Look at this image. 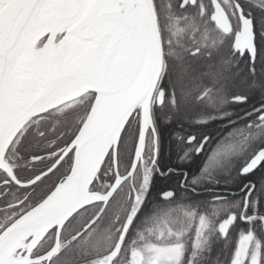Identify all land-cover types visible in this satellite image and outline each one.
I'll return each instance as SVG.
<instances>
[{"label": "snow or ice", "instance_id": "1", "mask_svg": "<svg viewBox=\"0 0 264 264\" xmlns=\"http://www.w3.org/2000/svg\"><path fill=\"white\" fill-rule=\"evenodd\" d=\"M0 264H264V0H0Z\"/></svg>", "mask_w": 264, "mask_h": 264}]
</instances>
